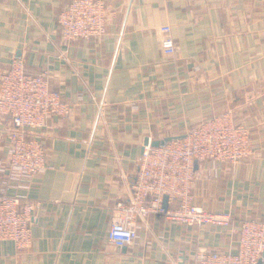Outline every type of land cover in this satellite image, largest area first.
<instances>
[{
    "label": "crops",
    "instance_id": "1",
    "mask_svg": "<svg viewBox=\"0 0 264 264\" xmlns=\"http://www.w3.org/2000/svg\"><path fill=\"white\" fill-rule=\"evenodd\" d=\"M69 2L0 0V74L22 59L72 106L36 130L47 168L28 191L33 242L0 241V264H198L200 247L235 252L240 224L264 221V0H105L106 34L65 43L57 18ZM165 24L174 55L158 42ZM225 110L249 126L252 153L197 161L192 193L231 212V227L150 214L134 244H112L114 209L131 196L146 138L183 136ZM10 128L0 115V159Z\"/></svg>",
    "mask_w": 264,
    "mask_h": 264
},
{
    "label": "built area",
    "instance_id": "2",
    "mask_svg": "<svg viewBox=\"0 0 264 264\" xmlns=\"http://www.w3.org/2000/svg\"><path fill=\"white\" fill-rule=\"evenodd\" d=\"M109 8L105 0H70L57 21L65 43L100 37L107 32ZM158 42L166 55L176 53V43L168 24L158 28ZM72 106L50 87L47 72L31 73L22 59H13L0 74V115L9 117L8 151L0 159V241H11L18 249L33 242L32 217L37 203L28 196L33 179L47 168V153L38 128L52 115L65 116ZM249 126L237 123L230 110L213 114L192 126L182 138L163 146L144 145L140 167L128 201L114 209L108 238L118 248L131 246L138 238L139 221L154 214L187 225L211 224L231 227L228 211H212L193 200L197 161L237 163L252 153ZM17 190L8 192L9 187ZM167 196L168 206H164ZM235 252L200 247L198 264H258L264 253V221L249 219L239 226Z\"/></svg>",
    "mask_w": 264,
    "mask_h": 264
},
{
    "label": "water",
    "instance_id": "3",
    "mask_svg": "<svg viewBox=\"0 0 264 264\" xmlns=\"http://www.w3.org/2000/svg\"><path fill=\"white\" fill-rule=\"evenodd\" d=\"M182 137H184V135L183 136H169V137H166V138H163V139H160V140H150L149 138H146L145 145L150 143L154 147L163 146L168 141H171V140H173L175 138H182ZM167 199H168L167 196H165L164 197V202H163L165 207L168 206ZM258 264H264V253H263V258L259 261Z\"/></svg>",
    "mask_w": 264,
    "mask_h": 264
}]
</instances>
